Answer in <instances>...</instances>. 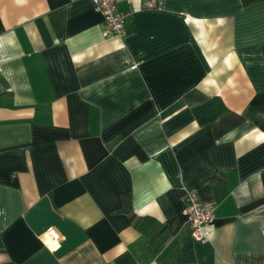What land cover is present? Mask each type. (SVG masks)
I'll return each mask as SVG.
<instances>
[{
  "label": "crops",
  "instance_id": "obj_1",
  "mask_svg": "<svg viewBox=\"0 0 264 264\" xmlns=\"http://www.w3.org/2000/svg\"><path fill=\"white\" fill-rule=\"evenodd\" d=\"M160 1L0 0V264H264V0Z\"/></svg>",
  "mask_w": 264,
  "mask_h": 264
},
{
  "label": "built area",
  "instance_id": "obj_2",
  "mask_svg": "<svg viewBox=\"0 0 264 264\" xmlns=\"http://www.w3.org/2000/svg\"><path fill=\"white\" fill-rule=\"evenodd\" d=\"M94 8L101 14L103 19L102 33L105 36L125 33V21L127 11L117 8L116 0H92ZM160 0H144L145 6L160 4ZM188 18V17H186ZM183 213L186 217V225L190 235L198 240H203V226L214 217V204L199 198L194 190H187L184 193Z\"/></svg>",
  "mask_w": 264,
  "mask_h": 264
},
{
  "label": "trees",
  "instance_id": "obj_3",
  "mask_svg": "<svg viewBox=\"0 0 264 264\" xmlns=\"http://www.w3.org/2000/svg\"><path fill=\"white\" fill-rule=\"evenodd\" d=\"M122 209L128 213L130 216L133 215V211L131 210L129 198L125 195L122 196Z\"/></svg>",
  "mask_w": 264,
  "mask_h": 264
}]
</instances>
